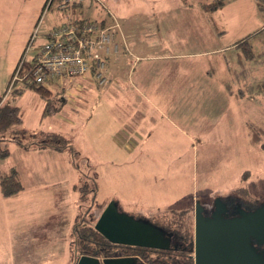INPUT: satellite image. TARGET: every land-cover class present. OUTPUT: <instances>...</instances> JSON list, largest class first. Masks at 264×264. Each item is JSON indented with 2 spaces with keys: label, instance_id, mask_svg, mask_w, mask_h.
Returning a JSON list of instances; mask_svg holds the SVG:
<instances>
[{
  "label": "rangeland",
  "instance_id": "obj_1",
  "mask_svg": "<svg viewBox=\"0 0 264 264\" xmlns=\"http://www.w3.org/2000/svg\"><path fill=\"white\" fill-rule=\"evenodd\" d=\"M211 1L83 0L76 15L111 27L125 46L99 51L105 85L70 89L64 110L39 122L40 95L20 82L7 95L8 84L22 56L32 61L46 42L52 14L63 12L50 11L29 45L46 0H0V95L25 109L24 125L0 142L10 150L0 176L15 168L24 183L14 197L0 190V264H77L76 217L95 225L111 202L174 232L173 240L178 226L195 227L198 202L264 204V148L251 144L247 129L264 110V95L248 90L264 83V9L257 0H225L203 12L200 4ZM250 33L256 57L248 60L235 45ZM50 132L67 136L79 154L27 161L14 138L40 141Z\"/></svg>",
  "mask_w": 264,
  "mask_h": 264
},
{
  "label": "trees",
  "instance_id": "obj_2",
  "mask_svg": "<svg viewBox=\"0 0 264 264\" xmlns=\"http://www.w3.org/2000/svg\"><path fill=\"white\" fill-rule=\"evenodd\" d=\"M259 1V6L264 9L263 3L264 0H258ZM83 0L80 2L78 1L77 3L73 4L69 8L65 10H59L57 8H54V6L46 13V15L52 11L53 9L62 11L63 13L58 15L57 13L52 14V26L62 24L64 22H67L70 19H76L77 21L80 22H91V23H96L92 22L86 19H81L79 16H77L75 13L77 11L75 8H79L82 5ZM47 3V0H46ZM45 3V5H46ZM225 0H213L211 2H203L201 3V9L205 13H212L215 12L222 7L225 6ZM45 5L42 10V14L45 9ZM73 9L74 14L70 16V13L68 15L69 10ZM45 15V17H46ZM65 17V20H59L61 17ZM44 17V18H45ZM41 18V17H40ZM59 18V19H57ZM45 20V19H44ZM43 20V21H44ZM34 35V34H33ZM38 35V34H37ZM48 35V34H47ZM46 35V39L48 40V37ZM114 41L116 44V33L114 32ZM252 34H249L247 38H243L240 41L237 42L235 45L236 48H243L244 53L243 56L248 59H254L256 57V53L253 48V44L250 42V38L252 37ZM33 38V36H32ZM32 38L29 42V45H32L35 43V40L32 41ZM46 40V41H47ZM45 43V42H44ZM43 44V43H42ZM119 45V50L118 52H114L115 54H120L121 51V46H125L124 43H117ZM41 45H38L35 48V54L36 55V50L40 47ZM113 46V45H111ZM99 51H104L103 49L99 48ZM111 52V53H112ZM111 53L105 55H110ZM103 60L105 61L106 67H107V61L104 56L101 55ZM34 57L32 58V61L28 62L26 59H24V56L19 60L17 63V66L15 68V71L12 75V79L10 83L8 84V90L11 87L10 91L7 92V95L11 93L13 87L18 83H23L25 87L34 89L40 97L44 101V108H43V113H42V118H46L49 116H54L58 114L61 109L69 102V91L72 88H80L85 86V82L87 81H97L98 84H101L100 81L96 78L97 76V71H95V68H93V71L91 75L87 77H80L77 81H73L71 83H67L65 88L60 91H56L54 89L48 88L45 85L38 84L36 80L33 79L32 74L29 73V68L32 66ZM22 65L23 70H22V77L23 80H16L14 84L11 86V83L16 76L17 71L19 70V67ZM105 67V70H106ZM104 70V71H105ZM228 70L232 71V73L235 75L237 74L236 70L233 68L228 67ZM104 75V72H103ZM105 77V75H104ZM105 83L101 85H105L107 83V77ZM82 80V82L80 81ZM22 84V85H23ZM81 90V89H79ZM245 89H239L237 91V97H242L245 96ZM251 92L257 91V93L263 94L264 95V83L261 85H256L255 87H251L248 89ZM6 97H2L0 95V142L4 141L6 136L9 134H13L17 128H21L24 124V108L18 105H13V104H6V101L4 100ZM262 111V110H261ZM19 130V129H18ZM17 130V131H18ZM248 133L250 135L251 139V144L255 146H261L264 148V110L262 111V118L258 119L257 121L249 122L248 123ZM15 142L19 144L21 147L25 149H29L31 147H37V148H51L59 152L67 151L70 150L75 156L76 154L78 155L79 153L76 151L75 147L72 145L71 140L60 133L57 132H51L47 134L46 139H42L40 141H27L24 142L20 139L14 138ZM10 156V150L5 149L1 150L0 149V157H9ZM94 181V190L96 191L98 188V183H97V174L95 177ZM24 189V184L21 180V176L18 172L17 169L13 168L12 171L7 174L0 176V190L1 193L4 197L10 198L19 195ZM91 190V189H90ZM87 191L88 189V184H84L82 187L81 191V200H84V198L87 197ZM94 200H95V193H94ZM158 219V216L155 217ZM151 220V219H150ZM167 221V219H164ZM152 221V220H151ZM153 222V221H152ZM165 228V227H164ZM167 229V228H165ZM184 229L183 225L178 226L175 228V233L176 235L180 238V244H178L177 249H170L168 251H162V250H153V249H147V248H140V247H133V246H123V245H116L112 244L109 242L102 234H100L94 227L93 224L90 222L86 221L82 216H77L73 228H72V233L74 235V239L72 242V246H74V250L81 256L87 255V256H93L97 258H102V257H110L113 256L115 251L118 249L124 253V255H133L137 257H141V264H195V260L193 257V246H194V226L193 223L187 224L185 231L182 232ZM170 230V229H168ZM183 235H182V234ZM189 238V239H188ZM179 241V240H178Z\"/></svg>",
  "mask_w": 264,
  "mask_h": 264
},
{
  "label": "water",
  "instance_id": "obj_3",
  "mask_svg": "<svg viewBox=\"0 0 264 264\" xmlns=\"http://www.w3.org/2000/svg\"><path fill=\"white\" fill-rule=\"evenodd\" d=\"M205 207L195 205L194 260L195 264H264V204L250 210L237 208L232 216L221 198L214 201L210 216ZM109 242L168 251L174 232H169L147 218L135 217L119 210L111 202L94 225ZM177 245L174 248L177 249ZM133 257L83 255L77 264H138Z\"/></svg>",
  "mask_w": 264,
  "mask_h": 264
},
{
  "label": "built area",
  "instance_id": "obj_4",
  "mask_svg": "<svg viewBox=\"0 0 264 264\" xmlns=\"http://www.w3.org/2000/svg\"><path fill=\"white\" fill-rule=\"evenodd\" d=\"M78 1L81 0H47L32 41L35 40L46 13L54 5L59 10H65ZM47 37L48 40L36 50L34 62L29 68V73L38 84L60 91L67 83L91 75L93 68L97 71L96 78L101 84L105 83L103 72L106 64L99 53V48L104 49L106 54L119 50V45L113 44L115 36L111 27L99 23L80 22L73 18L53 26ZM22 70L21 65L11 86L16 80H23ZM10 89L11 87L8 92Z\"/></svg>",
  "mask_w": 264,
  "mask_h": 264
},
{
  "label": "flooded vegetation",
  "instance_id": "obj_5",
  "mask_svg": "<svg viewBox=\"0 0 264 264\" xmlns=\"http://www.w3.org/2000/svg\"><path fill=\"white\" fill-rule=\"evenodd\" d=\"M215 201V200H214ZM223 201L227 204V208H228V214L230 216L234 215L236 213V209L241 207L244 208L246 210H250L254 207L250 206V205H244L242 203H240L239 201H237L236 199L233 198H225L223 199ZM204 207H205V212L204 215L205 216H210L213 208H214V202L212 203V205H208L206 203H203ZM179 240V241H178ZM180 238H178V236H176V238L172 241L171 243V249H174V245L176 244L178 246V244L181 245L180 243ZM264 249V246L262 247ZM154 250V249H153ZM171 251V250H170ZM110 257H129V255H124V253L120 250H117L113 256ZM141 258V257H140ZM142 260V259H141ZM142 262V261H141ZM141 264V263H140Z\"/></svg>",
  "mask_w": 264,
  "mask_h": 264
},
{
  "label": "crops",
  "instance_id": "obj_6",
  "mask_svg": "<svg viewBox=\"0 0 264 264\" xmlns=\"http://www.w3.org/2000/svg\"><path fill=\"white\" fill-rule=\"evenodd\" d=\"M257 2L259 3V1L257 0ZM203 3V2H202ZM200 7H201V4H200ZM75 10L77 11V7L75 8ZM202 10V9H201ZM70 12H68V15H69V13H70V16L71 15H73L74 14V10L73 9H70L69 10ZM203 11V10H202ZM204 12V11H203ZM76 14V13H75ZM255 33H257V32H255ZM255 33H250V34H255ZM249 35V34H248ZM81 82H82V80H80ZM86 86V85H85ZM87 92V94H90V91H86ZM65 107V106H64ZM63 107V108H64ZM43 108H44V106L42 107V112H41V114H40V121L39 122H42V113H43ZM61 109V111L60 112H62L64 109ZM73 110H75V109H73ZM60 112L58 113V115L60 114ZM24 116H25V109H24ZM23 116V117H24ZM45 119V118H44ZM24 122H25V118H24ZM24 125V124H23ZM247 129H248V124H247ZM51 133V132H50ZM248 136H249V133H248ZM113 140L114 141H116V136H114L113 137ZM23 148V147H22ZM23 151H25L26 153L25 154H27V161H30L31 160V156L33 155V154H38V156H45L48 152H51L50 154H51V156L52 157H54L55 159H62V160H64L62 157H60V155L59 154H61V153H63V152H59V151H56V150H54V149H51V148H43V149H41V148H37V147H31V148H29V149H25V148H23L22 149ZM49 150H52V151H49ZM65 152V151H64ZM18 170V169H17ZM18 172H19V174H20V176H21V180H22V182H23V177H22V174L20 173V171L18 170ZM99 179H100V177H99ZM24 184V183H23Z\"/></svg>",
  "mask_w": 264,
  "mask_h": 264
}]
</instances>
